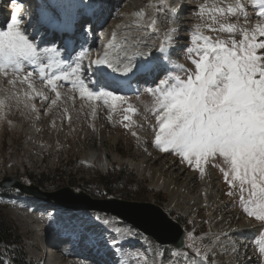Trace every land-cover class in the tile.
I'll use <instances>...</instances> for the list:
<instances>
[{
	"label": "rangeland",
	"instance_id": "374dc122",
	"mask_svg": "<svg viewBox=\"0 0 264 264\" xmlns=\"http://www.w3.org/2000/svg\"><path fill=\"white\" fill-rule=\"evenodd\" d=\"M131 1L133 0H116L106 4L109 6V11L99 23V26L103 27L101 30L92 28L95 33L88 32L91 35L89 40L92 38L95 41V48L102 46L101 33H106L111 25L121 20L122 12L130 7ZM243 1L241 0L242 3ZM235 2L236 0H194L191 6L185 8L190 20L181 19L178 22H168L166 17L162 18L168 12H176L173 0H141L140 10L157 11L155 14L158 15L155 24L157 33L164 31L163 29L175 32L177 50L172 58L173 69L177 71V75L186 78V73L181 69L193 70L194 66L190 62L192 57L187 49L194 47L191 36L195 34L196 26L201 25L203 33L213 38L217 35L222 38L227 35L208 31L207 24L210 21L207 15L203 18L199 16L200 7L211 6L214 3L226 6ZM244 4L251 21L249 26H252L257 19L253 16L249 2L245 1ZM229 22H236L235 17H230ZM160 23L163 26L160 27ZM240 23H243V20ZM83 31L87 32L85 28ZM80 34L85 38L88 37L84 36L82 31ZM26 36L29 38V35ZM105 36L106 34L103 35V41ZM29 40L37 48L39 62L47 65L55 48L52 44L42 47L35 38ZM259 40L264 41V37H260ZM258 55L264 56V50H258ZM83 62V52L79 49L65 69L71 78L65 81L66 83L64 81L58 83V91L65 99L58 101L56 105H50V101H42L39 97H34L27 101L29 107H25L24 94L28 91L27 85L17 83L13 87L7 84V76L0 75V99L5 100L4 106L0 108V182L8 178H16L27 185H37L36 181H41L42 186H37L45 193L54 194L68 188L76 194L85 193L95 200L115 199L127 203L153 204L164 209L170 216H174L183 228L187 223L194 225L186 236V251L190 258H193L196 249H199L201 254L209 256L211 264H234V262L264 264V255L259 253L257 243L264 238V227L261 226L260 221L248 217L244 212V204L239 199L238 190H235V194L231 197L226 194L229 188L220 171L225 167L222 158H216L215 166L205 165V175L201 177L174 153L160 152L154 144L156 95L150 93L149 88L139 91L136 95L124 97L126 103L117 101V108L111 112L109 119L110 109L102 100L81 99L78 90L72 86L73 81L81 76L85 80L89 77L88 72L84 75L82 71H77L74 76L71 75L78 65H81V69H86ZM25 70L28 71V68L25 67ZM32 79L36 88L53 99L50 88L42 83L39 77L33 75ZM10 91L19 97L20 103H17L16 99L8 98ZM128 104L136 111L135 114H131L130 121H123L124 108ZM32 105L35 106L36 111H32ZM93 108H95V116H93ZM125 123L129 124L128 128L124 126ZM132 131H136L137 136H133ZM92 154L98 155L94 161H90ZM103 156L109 161V166L100 170L98 162L103 160ZM132 164L138 167H132ZM109 171L112 172L110 177L114 186L108 190L102 189L98 179ZM155 172L159 177L170 180L169 194L155 187L154 180H151ZM208 176L217 186L216 192L208 200L210 205L206 202L204 204L208 207L201 204L203 206H199L196 217L190 218L188 213H183V208H189L188 198L196 192L197 195L203 196L204 192L199 193V191L200 188H209L206 185L201 186L203 181H207ZM188 178H192L189 184ZM244 195L247 197L248 192L245 191ZM160 199L163 202H160ZM41 203L38 205L33 199H25L14 190H0V219L8 221L22 243V247L13 246V249L18 251L16 256L24 254L35 264L38 257H36V239L32 228L38 232L34 222L38 221L42 224L45 221L43 213L46 212L47 207L43 205H50ZM168 204H172L173 208H168ZM111 207L126 214H134L138 218L143 216L148 222L151 220L149 215L156 216L148 209L118 204ZM64 214L66 215L64 218L70 220H83L84 217L94 219V224L100 226L95 225L89 231L91 233L107 229L110 235L112 228L116 231V227L122 224L121 228L127 230L126 232L131 231L137 244L132 249L120 250L123 260L131 261V264H141L144 263L143 260L147 263L150 259L144 257L140 251V249L144 250L145 236L131 226L123 224L119 218L102 213L71 210ZM227 227H234V230L241 227L243 231L236 232L237 236H232L226 233ZM189 245L193 247L189 248ZM155 248L158 251L154 257H157L159 264H184V252L173 255L169 247L155 245ZM3 251L4 249L0 248V253ZM0 259L4 264H11L9 257L4 254H0ZM65 261L68 264H89L82 257H68ZM58 263L61 264L62 261H57Z\"/></svg>",
	"mask_w": 264,
	"mask_h": 264
},
{
	"label": "snow or ice",
	"instance_id": "6c2138e0",
	"mask_svg": "<svg viewBox=\"0 0 264 264\" xmlns=\"http://www.w3.org/2000/svg\"><path fill=\"white\" fill-rule=\"evenodd\" d=\"M253 7L259 9L255 13L257 22L249 26L251 21L241 0L226 6L202 5L199 16L207 15L208 31L227 35L213 38L205 35L201 25H197L191 36L194 47L187 49L193 70L182 68L186 78L176 75L171 80H161L155 89L148 91L156 95L157 102L155 147L163 153H174L201 177L205 175V165L215 166L216 158H222L225 167L220 171L229 188L226 194L231 197L238 190L244 212L264 227V56L258 55V50H264V41L259 40L264 37V0H253ZM19 11V7L15 8L10 23L0 29V75L7 76V84L13 87L17 83L27 85L25 107H29L27 101L34 97L56 105L61 98L57 82L69 80L70 74H51L54 64L39 62L36 46L21 28ZM144 15L143 11L136 13L141 18ZM230 17H235L236 22H229ZM155 24L152 20L147 26L155 31ZM25 63L38 69L40 81L50 88L55 99L34 86V73L25 70ZM92 66H95V80L91 76L87 80L81 76L72 86L81 99L102 100L110 109L109 119L117 108V101L126 103L124 97L113 91H93L91 86L101 84L104 88L119 89L117 74L127 79L129 74L146 77L156 70L151 61L137 65L135 70L131 65L121 67L120 61L115 57L110 59L107 52L102 57L90 59L88 68ZM77 71L87 75V70L79 65L71 75ZM8 98L21 102L11 91ZM4 104L5 100L0 99V108ZM32 111H36L34 105ZM135 111L128 104L124 108L123 121H130ZM124 126L128 128L129 124ZM132 135L137 136V132L132 131ZM257 243L259 253L264 255V238ZM121 264H131V261ZM184 264H211V261L207 254L196 249L195 258L184 252Z\"/></svg>",
	"mask_w": 264,
	"mask_h": 264
},
{
	"label": "bare ground",
	"instance_id": "6f19581e",
	"mask_svg": "<svg viewBox=\"0 0 264 264\" xmlns=\"http://www.w3.org/2000/svg\"><path fill=\"white\" fill-rule=\"evenodd\" d=\"M45 1L49 2L51 8L56 9L62 18H63V16H69L70 18H74L75 16H77V17L81 18V17H83V15H86L88 13V12H85L86 10L96 9L95 7H97V3H99V2H103L105 5L106 4L108 5V2H110V1L116 2V0H45ZM245 1L246 0H244L243 3ZM140 2H141V0L140 1L139 0L131 1L132 4L130 5V7L126 8V10L122 12L123 14H121V20L118 22L116 21V23L111 25V27L108 28L106 33H101L102 37L104 34H106V36H105L106 39L104 38V41H105V43H107L105 45L103 44L102 50H104L108 53L110 59L113 57L117 58L120 61L121 67L128 66V65L132 66L133 64L137 65L138 64L137 62H128L127 61L128 58H130V57L133 58L136 55H144L145 56V54L147 52H149L152 47L159 44L162 40L163 41L167 40L169 42L174 40L173 39V36H174L173 31H168V32L161 31V32L156 33L157 31L153 32L152 28L147 26L152 20H155L157 22V18H156L157 16L155 15L157 12L156 10L146 11L144 9L143 12L145 15L143 18L136 16V13L141 11L140 10L141 9ZM178 9H179V7H178ZM180 13H183V11L181 10ZM92 23L90 24V28H94V29L97 28V29L101 30V27L98 26V24H95V22H93V21H92ZM159 26L161 27V26H163V24L160 23ZM151 33H153V34H151ZM113 34H115V36H113ZM100 39L103 40V38H100ZM145 44H147V46H145ZM96 45H97V43H96ZM113 45H115L116 47L114 49H110V47ZM88 46H90V50L92 53L91 56H93L98 50V49H96V50L94 49L95 48V41L93 43H92V40L89 41ZM56 57L57 56L52 55L49 59L54 64V67L51 70V74H55L58 71L63 72V67L65 66V64H62L61 62H56ZM163 61H164L163 64L165 65V68L169 69V66L166 65L167 60H163ZM63 74H64V72L62 73V75ZM167 75L169 76L170 74H167ZM115 95H118V94H115ZM64 99H65L64 97L60 98V100H64ZM60 100H58V101H60ZM97 157H98L97 154H92L90 161L96 160ZM108 166H109V161L107 159H103L101 162H98V167L100 168V170L107 169ZM131 166L136 167V168L138 167L136 164H132ZM157 172L152 174L151 180L152 179L154 180L155 187H158L161 190H165V192L167 194H169L170 189L168 187H169L170 180L169 179L165 180L162 177H159V174ZM187 180H188V184L192 182V178H188ZM205 185L209 188H205V189L200 188V191H199V193L204 192L203 196L201 197L200 194L197 195L198 192H196L194 195H192L188 198L189 208H183V211H184L183 213L184 214L188 213V215L191 216L190 218H195V215H196V213L199 209V206L201 204H204L206 202V204L210 205V201H208V200H209V198L214 196V194L216 192L217 186L213 182V179H211L209 176L207 178V181H205V182L203 181V184H201V186H205ZM195 200H196V202H195ZM38 203H39V201H37V204ZM46 206L47 205H45V207ZM167 207L173 208V205L168 204ZM45 210L49 211L48 213H43L44 220L46 221V220L51 219L52 217L57 216L56 210H59V208L52 206L50 204V206L48 205L47 208H45ZM193 215H194V217H192ZM32 221H34V220H32ZM43 223H44V221L42 222V224ZM34 225H35V227L39 228V226H41V223H39L38 221H35ZM86 229H87V227H86ZM233 230H234V227H227V229L225 231L227 234L232 235V236L233 235L237 236V234H235L236 232L241 233L243 231L241 227L237 228V230H234V231ZM38 231L40 232V229H38ZM130 232H127L125 234H123V232H119L118 234L131 236ZM79 236L82 237L83 235L81 234ZM56 242H57V239H55V242H53L51 244L49 243L48 248L46 249L47 259L54 256V254H55L54 250L56 251V247L54 245ZM61 242H63V241H59V243H61ZM229 245L230 244H228V246ZM235 247H236V244H235ZM143 249L144 250L140 249V251H143L144 254L143 253L142 254L144 255V257H150V259L148 260V262L146 264H158L156 258L154 257V255L157 253V250H156L154 244L151 243L148 238H145V241L143 243ZM57 261H59V259L56 260L55 264H57ZM118 262H120V260L117 261L115 264H117ZM64 263L68 264L66 261H64ZM49 264H50V262H49ZM111 264H112V262H111ZM216 264H220V263H216Z\"/></svg>",
	"mask_w": 264,
	"mask_h": 264
},
{
	"label": "water",
	"instance_id": "95a60500",
	"mask_svg": "<svg viewBox=\"0 0 264 264\" xmlns=\"http://www.w3.org/2000/svg\"><path fill=\"white\" fill-rule=\"evenodd\" d=\"M0 188L15 189L21 194L36 198L43 202H53L67 209L74 211H97L105 214H111L123 220L124 222L134 226L147 236L153 238L160 245H172L179 251L183 250L184 232L180 225L170 219L162 209L150 204H137L119 202L116 200L98 201L93 200L84 193L75 194L71 189H62L58 192L45 193L39 187L34 185L27 186L18 179L9 178L0 183ZM114 204L123 205L131 208H141L153 211L156 216L149 215L151 220H146L145 217H136L134 214H126L121 210L113 209ZM157 221V222H155ZM3 241L0 237V245Z\"/></svg>",
	"mask_w": 264,
	"mask_h": 264
},
{
	"label": "trees",
	"instance_id": "16d2710c",
	"mask_svg": "<svg viewBox=\"0 0 264 264\" xmlns=\"http://www.w3.org/2000/svg\"><path fill=\"white\" fill-rule=\"evenodd\" d=\"M36 183L42 186L41 181H36ZM98 183L101 188L106 190L111 189L114 186V183L109 176L99 177ZM0 236L5 243L7 251L10 250L9 244H11V242L19 240V236L14 233L11 225L3 218L0 219Z\"/></svg>",
	"mask_w": 264,
	"mask_h": 264
}]
</instances>
